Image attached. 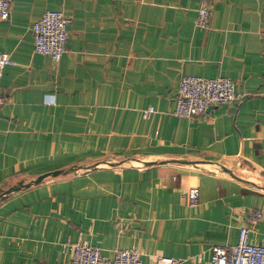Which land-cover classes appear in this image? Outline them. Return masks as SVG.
<instances>
[{"label":"crops","instance_id":"1","mask_svg":"<svg viewBox=\"0 0 264 264\" xmlns=\"http://www.w3.org/2000/svg\"><path fill=\"white\" fill-rule=\"evenodd\" d=\"M202 1H13L0 19L13 60L1 80L0 187L80 168L0 199V264H70L76 242L191 264L236 244L246 213L264 210V0H208L199 27ZM48 9L71 16L58 64L34 50L32 25ZM182 75L231 77L242 96L177 115ZM249 237L262 242L264 220Z\"/></svg>","mask_w":264,"mask_h":264},{"label":"built area","instance_id":"2","mask_svg":"<svg viewBox=\"0 0 264 264\" xmlns=\"http://www.w3.org/2000/svg\"><path fill=\"white\" fill-rule=\"evenodd\" d=\"M14 0H0V19L9 16ZM71 16L63 10L48 9L32 25L35 52L48 54L58 64L68 42V26ZM210 24L209 1L203 0L198 10L197 25ZM13 63L10 54L0 50V104L5 96L1 90L4 68ZM235 90V81L227 76L182 75L176 97L174 113L180 116L203 115L211 106L230 103L241 98ZM152 104L142 109L145 115L154 111ZM190 205L200 199V188L192 186L187 190ZM264 220V210L252 208L246 213L245 223L239 228V239L234 245L214 244L208 257L204 253L195 256L191 264H264V238L262 242L250 239L251 228ZM70 264H144L141 253L134 248H118L113 257L105 256L99 246L84 242L74 243ZM151 264H187L185 259L163 253H156Z\"/></svg>","mask_w":264,"mask_h":264},{"label":"water","instance_id":"3","mask_svg":"<svg viewBox=\"0 0 264 264\" xmlns=\"http://www.w3.org/2000/svg\"><path fill=\"white\" fill-rule=\"evenodd\" d=\"M80 167L73 166L68 170H63V169H57L53 171H49L43 174L38 175L36 178L30 180L29 182H25L24 180H20L16 182L15 184L10 185L9 187L5 188L3 186L0 187V199L5 198L9 193L17 191L19 189H22L24 187L30 186L33 183H39L41 182L45 177L47 176H57L59 174H66L70 172H75L78 170ZM228 172L232 173L231 170L225 168Z\"/></svg>","mask_w":264,"mask_h":264}]
</instances>
